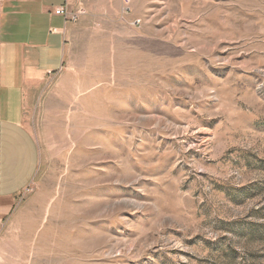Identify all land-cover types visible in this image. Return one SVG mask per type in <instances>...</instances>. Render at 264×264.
Listing matches in <instances>:
<instances>
[{
	"label": "rangeland",
	"instance_id": "374dc122",
	"mask_svg": "<svg viewBox=\"0 0 264 264\" xmlns=\"http://www.w3.org/2000/svg\"><path fill=\"white\" fill-rule=\"evenodd\" d=\"M80 7L0 264H264V0Z\"/></svg>",
	"mask_w": 264,
	"mask_h": 264
},
{
	"label": "crops",
	"instance_id": "0c3cea01",
	"mask_svg": "<svg viewBox=\"0 0 264 264\" xmlns=\"http://www.w3.org/2000/svg\"><path fill=\"white\" fill-rule=\"evenodd\" d=\"M65 0H0V227L37 177L40 151L27 113L45 81L68 69L75 24L55 16Z\"/></svg>",
	"mask_w": 264,
	"mask_h": 264
},
{
	"label": "built area",
	"instance_id": "2783aa9c",
	"mask_svg": "<svg viewBox=\"0 0 264 264\" xmlns=\"http://www.w3.org/2000/svg\"><path fill=\"white\" fill-rule=\"evenodd\" d=\"M1 1L3 2L5 0ZM84 1L85 0H65L64 6L58 8L54 14L55 16L64 18L67 23L75 24L78 22L79 17L85 14V10L80 7L81 3ZM75 3L79 5L77 12L74 10Z\"/></svg>",
	"mask_w": 264,
	"mask_h": 264
}]
</instances>
